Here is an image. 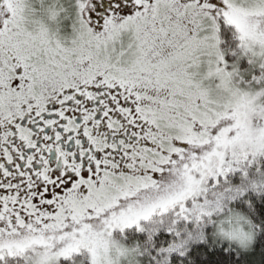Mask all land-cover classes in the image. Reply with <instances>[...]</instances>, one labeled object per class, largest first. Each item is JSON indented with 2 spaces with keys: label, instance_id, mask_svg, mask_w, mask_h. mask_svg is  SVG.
<instances>
[{
  "label": "snow or ice",
  "instance_id": "snow-or-ice-1",
  "mask_svg": "<svg viewBox=\"0 0 264 264\" xmlns=\"http://www.w3.org/2000/svg\"><path fill=\"white\" fill-rule=\"evenodd\" d=\"M249 186L264 0H0V264H235Z\"/></svg>",
  "mask_w": 264,
  "mask_h": 264
},
{
  "label": "trees",
  "instance_id": "trees-1",
  "mask_svg": "<svg viewBox=\"0 0 264 264\" xmlns=\"http://www.w3.org/2000/svg\"><path fill=\"white\" fill-rule=\"evenodd\" d=\"M250 201L243 206L236 205L237 208L249 212L252 215V219L256 223H260L264 220V196H257L256 193H249ZM254 202L250 208L249 203ZM208 247L210 251L216 253L217 257L230 254L232 261L235 264H264V231L259 232L256 236L254 243L248 248H241L235 243L220 242L218 240H212L205 245H201L199 242L193 244L194 248ZM225 249L228 250L225 253Z\"/></svg>",
  "mask_w": 264,
  "mask_h": 264
},
{
  "label": "clouds",
  "instance_id": "clouds-1",
  "mask_svg": "<svg viewBox=\"0 0 264 264\" xmlns=\"http://www.w3.org/2000/svg\"><path fill=\"white\" fill-rule=\"evenodd\" d=\"M249 191H253L257 194V196H264V190L256 191L252 189L250 186L248 187ZM227 205L225 206L226 210L223 216L224 220V231L226 233H234L237 237L241 236L242 233H246V238L236 239L230 238L227 235H221L219 230H217V237L221 241H228L229 243H235L241 248H248L250 247L254 241L256 236L259 234L260 229L258 224L252 219V215L249 212H246L242 209L237 207H233L231 211L227 210ZM113 240V247H112V254L113 257L116 255L117 245L120 247H127L124 244V241L116 236L112 237Z\"/></svg>",
  "mask_w": 264,
  "mask_h": 264
},
{
  "label": "rangeland",
  "instance_id": "rangeland-1",
  "mask_svg": "<svg viewBox=\"0 0 264 264\" xmlns=\"http://www.w3.org/2000/svg\"><path fill=\"white\" fill-rule=\"evenodd\" d=\"M237 204L239 206H241L239 203H237ZM125 231H126V233L133 234V237L134 238H139L142 235L141 233L136 232L134 227L131 228V229H126ZM118 235H119V230H117L116 232H114V236H118Z\"/></svg>",
  "mask_w": 264,
  "mask_h": 264
}]
</instances>
